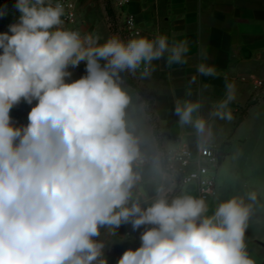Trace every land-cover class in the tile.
Instances as JSON below:
<instances>
[{
	"label": "clouds",
	"instance_id": "clouds-1",
	"mask_svg": "<svg viewBox=\"0 0 264 264\" xmlns=\"http://www.w3.org/2000/svg\"><path fill=\"white\" fill-rule=\"evenodd\" d=\"M14 7L18 21L0 33V264H108L101 229L115 234L122 225L144 230L140 246L117 264H255L245 244L251 206L243 199L221 202L209 215L203 198L172 196L162 183L154 195L144 188V167L156 176L159 162L130 117L123 74L143 66L149 76L165 55L168 65L186 64L188 40L82 33L65 26L71 13L60 0ZM199 55L208 59L206 50ZM82 62L86 74L72 80L69 69ZM196 70L219 74L204 62ZM234 89L226 83L214 116L231 119L225 109ZM34 101L27 124L17 126L11 110ZM199 108L178 101L175 114L203 133L205 121H193Z\"/></svg>",
	"mask_w": 264,
	"mask_h": 264
},
{
	"label": "crops",
	"instance_id": "crops-1",
	"mask_svg": "<svg viewBox=\"0 0 264 264\" xmlns=\"http://www.w3.org/2000/svg\"><path fill=\"white\" fill-rule=\"evenodd\" d=\"M16 2L14 0L6 6L4 32H8L10 24L18 21L20 13L14 7ZM77 6L79 28L83 33H96L104 39L112 34V20L103 0H77ZM127 11L135 15L143 30L142 36L151 38L159 33L167 35L170 41L174 37L189 42L186 64L168 65L165 55V58L153 61L154 70L149 76H142L143 70L140 69L135 75L123 74L139 88L138 91L125 82L133 97L130 117L136 122L137 134L147 141L149 157L159 162L160 172L156 176L152 175L150 166L144 167L145 191L154 195L156 184L162 183L173 188L170 195H179L184 191H177L174 180L163 169L166 154L176 148V137H182L192 149L199 143L218 146L224 160L235 137L249 125L253 113L264 111V101L255 100L259 95L256 84L264 81V0H132ZM119 21L114 18L116 25ZM202 50L208 53L206 61L199 55ZM201 62L215 65L219 74L215 77L200 75L196 69ZM84 69L85 64L70 68L71 79L85 75ZM193 76L196 77L194 82ZM226 83L235 85L234 98L225 109L231 113V119L213 115L217 105L226 97ZM178 101L200 104L198 111L193 113V121H205L203 133H198L193 124L180 123L175 114ZM30 110L31 105L21 102L10 115L17 126L26 125ZM176 127L178 134L174 135L172 131ZM224 176L223 173L221 189L217 183V196L205 201L209 215L219 203L236 197L226 191ZM261 187V191L253 193L255 200L250 199L253 194L236 197L251 206L245 241L248 255L255 264H264V179ZM188 194L198 198L195 193ZM143 230L142 227L133 232L130 225H122L112 234L105 228L98 239L106 244L108 264H117L119 252L138 248ZM127 233H130L129 237Z\"/></svg>",
	"mask_w": 264,
	"mask_h": 264
},
{
	"label": "built area",
	"instance_id": "built-area-1",
	"mask_svg": "<svg viewBox=\"0 0 264 264\" xmlns=\"http://www.w3.org/2000/svg\"><path fill=\"white\" fill-rule=\"evenodd\" d=\"M13 1L0 0V10H2V6H7ZM103 1L113 11L115 18L120 20L118 25L115 22H111L112 34H119L124 40L132 38L137 32L143 35V30L135 15L127 11L132 0ZM60 2L65 5L66 11L71 13V15L64 17L65 26L81 31L79 28L77 0H60ZM68 5H72V7L69 8ZM1 20H5L4 15L0 16ZM83 66L84 63L82 62L78 68ZM140 70H143V68ZM259 87H261V83L256 84V88L258 89ZM35 103L36 101L33 102L31 107ZM175 141L176 148L165 156L164 172L174 180L178 192L184 190L193 192L198 198H203L205 201L214 199L217 196L218 189L217 174L223 160L221 149L218 146L204 143H199L195 149H192L179 136L176 137ZM190 187H194V190H189ZM126 236L129 237L130 233H127ZM245 244L246 250H248L246 241Z\"/></svg>",
	"mask_w": 264,
	"mask_h": 264
},
{
	"label": "rangeland",
	"instance_id": "rangeland-1",
	"mask_svg": "<svg viewBox=\"0 0 264 264\" xmlns=\"http://www.w3.org/2000/svg\"><path fill=\"white\" fill-rule=\"evenodd\" d=\"M257 91L259 95L255 97V100L264 101V81L261 82V87ZM248 124L235 137L229 154L222 160V171L220 166L217 176V183L221 189L223 185L221 175L223 176L224 173V181L227 183L226 191L236 197H244L247 194L261 191L264 179V111L253 113ZM184 192L189 193L186 190ZM122 254L119 252V257Z\"/></svg>",
	"mask_w": 264,
	"mask_h": 264
},
{
	"label": "trees",
	"instance_id": "trees-1",
	"mask_svg": "<svg viewBox=\"0 0 264 264\" xmlns=\"http://www.w3.org/2000/svg\"><path fill=\"white\" fill-rule=\"evenodd\" d=\"M107 10H108L109 16L111 17L112 22H114V18H115V16H114L113 11H112L110 8H108V7H107ZM125 82L128 83L130 86L134 87L135 89H137V90L139 91L138 86H137L135 83H133L130 79H128L127 77H125ZM250 105H251V104H249V105L245 108V110L243 111V116L246 115L247 110H248V107H249ZM243 116H242V117H243ZM242 117L240 118V122H241L242 119H243ZM164 164H165V158L163 159V169H164ZM104 229H105V228H102V229H101V233H103Z\"/></svg>",
	"mask_w": 264,
	"mask_h": 264
},
{
	"label": "water",
	"instance_id": "water-1",
	"mask_svg": "<svg viewBox=\"0 0 264 264\" xmlns=\"http://www.w3.org/2000/svg\"><path fill=\"white\" fill-rule=\"evenodd\" d=\"M6 25H7V22L5 20H1L0 21V33H3V31L5 30ZM172 132H173L174 135L178 134L177 127H176V130L173 129ZM189 190H194V187H190Z\"/></svg>",
	"mask_w": 264,
	"mask_h": 264
}]
</instances>
